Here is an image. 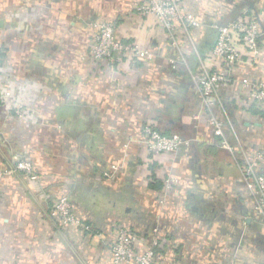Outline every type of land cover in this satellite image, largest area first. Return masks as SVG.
<instances>
[{
  "label": "crops",
  "instance_id": "1",
  "mask_svg": "<svg viewBox=\"0 0 264 264\" xmlns=\"http://www.w3.org/2000/svg\"><path fill=\"white\" fill-rule=\"evenodd\" d=\"M139 1L0 0V88L11 92L0 100V168L23 158L37 176L0 179V264H112L117 226L162 238V264H264V215L242 176L264 147V103L252 106L239 81L264 80V0H182L199 25L173 40ZM254 13L259 55L233 70L208 110L197 80L211 68L216 26ZM104 21L153 57L92 60L89 23ZM144 125L190 145L152 156ZM169 175L176 182L163 192ZM63 196L89 230L49 216Z\"/></svg>",
  "mask_w": 264,
  "mask_h": 264
},
{
  "label": "built area",
  "instance_id": "2",
  "mask_svg": "<svg viewBox=\"0 0 264 264\" xmlns=\"http://www.w3.org/2000/svg\"><path fill=\"white\" fill-rule=\"evenodd\" d=\"M138 12L153 18L156 24L173 40L178 27L188 31L199 25L196 19L187 13L182 0H141L135 4ZM89 27L93 31V40L89 47V56L96 62H103L113 67L123 58L129 60L150 59L153 54L135 42H127L117 38L115 23L91 22ZM260 31L257 21L252 15L239 16L229 22L216 26V38L207 54L211 68L205 71L197 80V87L209 110L217 101L218 92L227 88L235 81L233 70L241 63L253 64L259 55ZM173 63V62H172ZM246 91L250 102L261 106L264 103V80L253 81L247 78L239 80ZM11 92L0 88V100L9 99ZM17 116L23 114L20 107H16ZM211 122L214 134L220 138V144L231 153L232 147L223 135L224 124L221 119L212 116ZM142 143L146 150L157 156L164 152H175L188 147L190 141L179 134H164L151 125L141 128ZM25 174L29 180L36 181L32 164L26 159H17L10 167L0 168V179L7 175ZM243 179L251 192L254 209L264 215V147L248 156L242 166ZM176 182V178L169 175L164 180L166 192ZM160 202L163 203V200ZM50 216L58 219L62 224L73 226L81 230H89V225L78 219L72 212L71 203L66 197H59L50 206ZM153 233L157 228H153ZM143 244V250L138 245ZM159 241L157 239L143 240L140 236L124 226H117L114 239L110 245L112 264H162L160 256L155 252Z\"/></svg>",
  "mask_w": 264,
  "mask_h": 264
},
{
  "label": "trees",
  "instance_id": "3",
  "mask_svg": "<svg viewBox=\"0 0 264 264\" xmlns=\"http://www.w3.org/2000/svg\"><path fill=\"white\" fill-rule=\"evenodd\" d=\"M256 106L257 104H252V106ZM257 108L259 109V105H257ZM259 112H261V111H259ZM164 178H163V180L160 182V184H157L158 185V187L160 188V190H163V188H164ZM158 234V233H157ZM158 241H159V244H158V246L157 247H155L154 248V250H155V252L159 255V256H161V252H162V249H161V244H162V238H158L157 239Z\"/></svg>",
  "mask_w": 264,
  "mask_h": 264
},
{
  "label": "water",
  "instance_id": "4",
  "mask_svg": "<svg viewBox=\"0 0 264 264\" xmlns=\"http://www.w3.org/2000/svg\"><path fill=\"white\" fill-rule=\"evenodd\" d=\"M254 17H255L256 21L259 23L260 22V19H259V16H258L257 13H254Z\"/></svg>",
  "mask_w": 264,
  "mask_h": 264
},
{
  "label": "rangeland",
  "instance_id": "5",
  "mask_svg": "<svg viewBox=\"0 0 264 264\" xmlns=\"http://www.w3.org/2000/svg\"><path fill=\"white\" fill-rule=\"evenodd\" d=\"M49 216H50V208H49ZM51 218H53L52 216H50Z\"/></svg>",
  "mask_w": 264,
  "mask_h": 264
}]
</instances>
